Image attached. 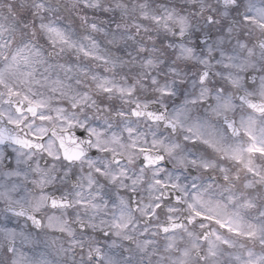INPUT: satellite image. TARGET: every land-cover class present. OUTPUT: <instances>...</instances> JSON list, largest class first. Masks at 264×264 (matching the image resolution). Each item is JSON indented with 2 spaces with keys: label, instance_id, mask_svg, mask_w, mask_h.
<instances>
[{
  "label": "clouds",
  "instance_id": "clouds-1",
  "mask_svg": "<svg viewBox=\"0 0 264 264\" xmlns=\"http://www.w3.org/2000/svg\"><path fill=\"white\" fill-rule=\"evenodd\" d=\"M0 264H264V0H0Z\"/></svg>",
  "mask_w": 264,
  "mask_h": 264
}]
</instances>
